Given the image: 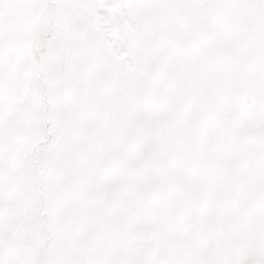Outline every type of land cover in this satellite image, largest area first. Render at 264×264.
<instances>
[{"label": "snow or ice", "instance_id": "1", "mask_svg": "<svg viewBox=\"0 0 264 264\" xmlns=\"http://www.w3.org/2000/svg\"><path fill=\"white\" fill-rule=\"evenodd\" d=\"M0 264H264V0H0Z\"/></svg>", "mask_w": 264, "mask_h": 264}]
</instances>
